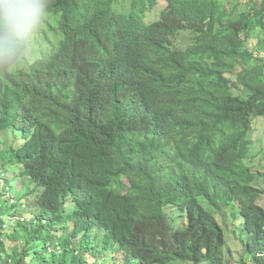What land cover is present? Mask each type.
I'll return each mask as SVG.
<instances>
[{"label": "trees", "instance_id": "1", "mask_svg": "<svg viewBox=\"0 0 264 264\" xmlns=\"http://www.w3.org/2000/svg\"><path fill=\"white\" fill-rule=\"evenodd\" d=\"M46 11L29 42L42 52L0 66V264H236L221 223L231 206L239 264H264L249 136L264 117V0ZM12 170L34 182L14 203ZM29 200L37 211L6 230Z\"/></svg>", "mask_w": 264, "mask_h": 264}, {"label": "rangeland", "instance_id": "2", "mask_svg": "<svg viewBox=\"0 0 264 264\" xmlns=\"http://www.w3.org/2000/svg\"><path fill=\"white\" fill-rule=\"evenodd\" d=\"M164 5H160V8H164ZM152 13H156L157 10L154 9L151 11ZM150 20H154V18H150ZM49 31V30H48ZM48 33L49 37L52 39L53 34ZM261 35V34H260ZM259 31L256 32L252 37L254 40H256L259 36ZM37 40L38 39H43V35L39 34L36 35ZM179 47L180 48H185L188 45L191 44L193 35L190 34L189 32L182 33L179 37ZM47 45V43L45 42ZM45 44L43 42H34L29 45V50L27 51V56L30 57L31 54L36 55L41 51L42 48L45 47ZM32 52V53H31ZM31 58V57H30ZM3 135H1L2 138ZM250 138L252 140V149L250 151V154L255 156V159L253 161V164L255 165L254 170H260V167H264V117H259L254 119V124H253V130L250 133ZM9 179L10 184H11V198L12 201H17L21 199L26 193L30 192L33 187H34V182L28 180L26 177H24L18 170H12L8 176L6 177ZM32 200H29V202L26 204L25 207L22 208L21 211H17V215L15 219L9 220L8 222V227L6 230L9 229V223H15L18 220H22V218L25 219H30V214L34 213L35 209H33L30 206ZM209 209H211L208 206ZM235 206H231L227 211L226 215V224L224 222H221L223 227L226 230V237L227 241L229 244V247L232 249L234 253V258L232 261H234L236 264H239L240 259L244 253V225H243V220L241 217L236 218L235 212ZM5 230V231H6ZM109 255L105 256L101 260L104 261L106 258H108ZM111 259V258H110ZM109 259V260H110ZM122 255H119L118 261H122ZM107 263L111 264L110 261H107Z\"/></svg>", "mask_w": 264, "mask_h": 264}, {"label": "clouds", "instance_id": "3", "mask_svg": "<svg viewBox=\"0 0 264 264\" xmlns=\"http://www.w3.org/2000/svg\"><path fill=\"white\" fill-rule=\"evenodd\" d=\"M46 15V0H0V66L27 52Z\"/></svg>", "mask_w": 264, "mask_h": 264}, {"label": "built area", "instance_id": "4", "mask_svg": "<svg viewBox=\"0 0 264 264\" xmlns=\"http://www.w3.org/2000/svg\"><path fill=\"white\" fill-rule=\"evenodd\" d=\"M3 182V178H0V183H2ZM15 201H12V203H14Z\"/></svg>", "mask_w": 264, "mask_h": 264}]
</instances>
